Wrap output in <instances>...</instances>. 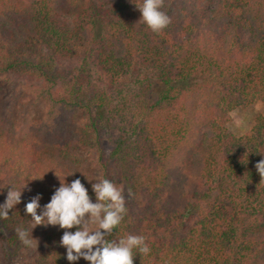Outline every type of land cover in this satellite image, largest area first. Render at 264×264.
I'll use <instances>...</instances> for the list:
<instances>
[{"label":"trees","instance_id":"1","mask_svg":"<svg viewBox=\"0 0 264 264\" xmlns=\"http://www.w3.org/2000/svg\"><path fill=\"white\" fill-rule=\"evenodd\" d=\"M135 3L0 0V76L45 103L40 121L16 125L0 81V203L22 190L0 220V264L21 252L23 264H69L59 226H36L32 248L15 229H30L25 205L49 202L55 173L82 181L79 146L123 188L107 238L144 236L150 252L134 250V264H264V115L242 136L227 127L233 108L264 102V0H164L158 33Z\"/></svg>","mask_w":264,"mask_h":264},{"label":"clouds","instance_id":"2","mask_svg":"<svg viewBox=\"0 0 264 264\" xmlns=\"http://www.w3.org/2000/svg\"><path fill=\"white\" fill-rule=\"evenodd\" d=\"M163 3L164 0H142V4L135 3L141 13L140 19L153 32H160L171 22L170 17L161 11ZM242 162L246 164L247 160ZM255 168L264 178V158L255 164ZM73 174L69 172L62 180L55 173L59 186L55 188L49 202L42 206V194H37L25 205V212L30 214L32 223L30 229H15L19 241L26 248L37 247L38 241L32 235L33 229L38 225H52L64 230L59 244L65 248L69 264H76L81 259L88 264H134V250L147 255L150 248L142 235L129 234L116 240L107 238L120 225L126 212L123 188L109 179H100L92 184L95 193V202H92L88 189L79 177L71 182L66 180V177ZM43 176L38 178L42 179ZM21 196L22 190L9 188L4 202L0 203V220L9 217V210L21 202Z\"/></svg>","mask_w":264,"mask_h":264},{"label":"rangeland","instance_id":"3","mask_svg":"<svg viewBox=\"0 0 264 264\" xmlns=\"http://www.w3.org/2000/svg\"><path fill=\"white\" fill-rule=\"evenodd\" d=\"M0 81L3 83V101H4V112L8 109L7 113L11 116V120L16 125L26 124L30 122L40 121L45 115V103L41 100L34 101V96L29 90L24 89L22 93H19V88L14 92L17 80L11 78L8 75H1ZM24 88V86H22ZM20 101L17 104V102ZM7 108V109H6ZM264 115V102L262 99H256L253 103L247 106H237L233 108L230 112V118L227 122L228 129L238 135L242 136L248 133L256 123L258 116ZM121 120L120 117H117L115 120L111 121L112 126H107L106 138L108 139V149L112 147L113 140L118 134V126H114ZM114 127V129H113ZM79 153L86 158L88 161L83 168L86 177L82 179V183L86 188L92 189V184L98 182L100 174L96 168V165L93 164L91 158L94 156L93 149L87 146H79ZM137 149V147H136ZM32 179V177L30 178ZM30 181V180H29ZM95 202V201H92ZM31 254V251H30ZM28 257V254L22 253L13 264H23L25 258Z\"/></svg>","mask_w":264,"mask_h":264}]
</instances>
